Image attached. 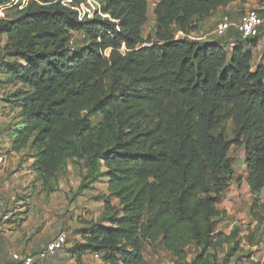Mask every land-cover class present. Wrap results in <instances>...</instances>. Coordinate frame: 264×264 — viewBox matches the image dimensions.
<instances>
[{
  "label": "trees",
  "instance_id": "16d2710c",
  "mask_svg": "<svg viewBox=\"0 0 264 264\" xmlns=\"http://www.w3.org/2000/svg\"><path fill=\"white\" fill-rule=\"evenodd\" d=\"M55 1H31L16 20L0 22L15 57L8 74L29 88L14 93L22 109L12 150L29 145L44 182L76 159L88 177L106 179L104 210L79 249L94 251L99 264H146L142 243H159L179 264H216L208 251L223 242L217 204L232 173L226 107L237 109L233 141L245 144L248 183L264 188V65L252 68L235 27L207 41L174 33H194L217 9L246 0H162L160 44L137 50L144 0H105L119 31ZM80 31L86 43L71 50L70 33ZM230 39L237 44L227 51ZM191 245L198 251L188 261Z\"/></svg>",
  "mask_w": 264,
  "mask_h": 264
},
{
  "label": "rangeland",
  "instance_id": "374dc122",
  "mask_svg": "<svg viewBox=\"0 0 264 264\" xmlns=\"http://www.w3.org/2000/svg\"><path fill=\"white\" fill-rule=\"evenodd\" d=\"M31 1L37 0H9L1 4L0 22L16 20L21 9ZM59 1L79 20L106 19L114 22L116 30H120V21L104 10L105 0H84L80 4L74 0ZM144 1V20L135 50L160 44L155 29L156 11L162 0ZM254 2H233L226 8H219L201 22L194 33L184 35L175 32L174 37L187 36L200 41L219 39L212 33L216 22L223 15L233 17L243 13L252 8ZM85 35L83 31L70 33L69 48L73 50L84 45ZM7 42L5 33H0V264H13L14 252L41 249L44 243L64 231L68 234L65 249L51 259L50 264H99L100 257H95L94 251L80 253L79 249L83 243L82 235L89 227L88 222H99L104 210L103 202L108 195L106 179L103 176L88 177V164L84 159H76L66 160L56 178L44 182L34 171V151L30 146L20 152L12 150L10 132L18 124L22 109V102L14 101V93L20 88H29L8 74L15 57L7 54ZM224 48L230 49L229 46ZM111 50V47L105 48L104 55ZM118 51L126 53L125 44ZM251 54L253 69L259 63L264 65V47L252 49ZM224 112L225 135L232 142L229 150L231 183L221 192L217 204V231L223 242L208 252L215 254L216 264H264V188L255 190L249 185L245 144L233 141L237 109L229 106ZM104 171L101 166L100 172ZM196 251L198 249L194 245L188 248V261ZM142 254L146 264H179L159 243L154 248L142 243Z\"/></svg>",
  "mask_w": 264,
  "mask_h": 264
},
{
  "label": "built area",
  "instance_id": "2783aa9c",
  "mask_svg": "<svg viewBox=\"0 0 264 264\" xmlns=\"http://www.w3.org/2000/svg\"><path fill=\"white\" fill-rule=\"evenodd\" d=\"M235 27L241 38L247 44V49L264 47V0H255L252 8L243 11L235 21L229 14L223 15L215 24L213 34L218 37L224 36L227 29ZM237 42L230 39L225 46L232 48ZM68 234L66 231L59 232L49 241L43 244L41 249L34 252H14L12 261L14 264H48L65 248ZM95 257H100L95 253Z\"/></svg>",
  "mask_w": 264,
  "mask_h": 264
},
{
  "label": "crops",
  "instance_id": "0c3cea01",
  "mask_svg": "<svg viewBox=\"0 0 264 264\" xmlns=\"http://www.w3.org/2000/svg\"><path fill=\"white\" fill-rule=\"evenodd\" d=\"M234 17H236L235 15H234ZM209 40H213V39H209ZM22 247H24V246H22ZM164 248V247H163ZM166 251V250H165ZM16 252H19V251H16ZM167 252V251H166ZM169 254H171V253H169ZM12 262V261H11ZM14 264V263H13Z\"/></svg>",
  "mask_w": 264,
  "mask_h": 264
}]
</instances>
